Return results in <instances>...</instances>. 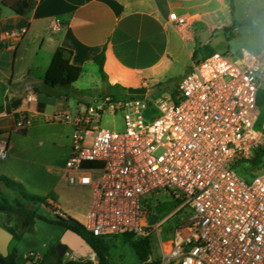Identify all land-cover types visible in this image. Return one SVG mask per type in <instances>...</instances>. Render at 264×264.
Wrapping results in <instances>:
<instances>
[{
	"label": "built area",
	"instance_id": "2783aa9c",
	"mask_svg": "<svg viewBox=\"0 0 264 264\" xmlns=\"http://www.w3.org/2000/svg\"><path fill=\"white\" fill-rule=\"evenodd\" d=\"M168 19L188 22L176 14ZM237 60L212 52L193 61L167 99L106 97L75 114L50 117L73 129L63 177L91 191L81 224L88 233L102 239L147 236L143 200L164 191L189 216L174 239L161 241L159 264H264V171L244 177L237 170L264 147V122L258 128L263 63L247 51ZM105 113H121L122 132L102 127ZM31 125L28 113H20L16 128ZM11 148L10 134H0V160L8 159ZM54 214L69 219L60 207ZM31 256L33 263L42 260Z\"/></svg>",
	"mask_w": 264,
	"mask_h": 264
},
{
	"label": "crops",
	"instance_id": "0c3cea01",
	"mask_svg": "<svg viewBox=\"0 0 264 264\" xmlns=\"http://www.w3.org/2000/svg\"><path fill=\"white\" fill-rule=\"evenodd\" d=\"M22 2L28 6L19 13ZM235 2L232 14V0H0V134L11 136L9 157L24 163L36 134L60 144V134L48 121L68 111V99L63 91L48 90L44 82L60 49L72 52L65 63L83 69L76 86L88 69L98 68L95 57L104 50L107 85H123L128 91L180 81L192 62L200 60L199 53L202 59L213 52L207 46L203 51V39L230 30ZM171 14L186 17L187 24L170 22ZM109 91L102 96L112 97ZM29 95L35 98L31 103L26 101ZM18 100L21 103L12 107ZM58 104L62 108L49 114L48 108ZM77 110L83 111L80 102ZM22 112L28 113L32 125L19 130L17 116ZM70 147L71 142L69 154ZM7 171L0 170V178L22 182L17 169ZM1 189L10 188L0 181ZM63 247L67 253L70 245L63 242Z\"/></svg>",
	"mask_w": 264,
	"mask_h": 264
},
{
	"label": "rangeland",
	"instance_id": "374dc122",
	"mask_svg": "<svg viewBox=\"0 0 264 264\" xmlns=\"http://www.w3.org/2000/svg\"><path fill=\"white\" fill-rule=\"evenodd\" d=\"M230 25V30H220L214 35L210 34L209 37L204 38L203 51L204 46H207V50L211 49L213 52L228 54L234 62H238L237 59L241 53L247 51L260 58L264 71V0H236L235 16L230 21ZM231 33L233 37H231ZM201 57L202 53H199L197 58L201 59ZM93 69L94 71L88 69L78 86L76 84L73 86L74 89L68 99L69 107L65 108L72 114L77 112L78 102H80L83 110L96 100L102 102L104 99L102 93L106 90H110L111 96L115 99L130 98L123 85H107L98 72V68L94 67ZM189 70L190 67L186 69L183 76ZM36 75L38 76V72ZM173 80L166 81L161 86L156 85L147 88L148 92L143 97L150 100L169 98L180 82L178 79ZM77 87L87 89L81 98L72 95V93L77 92ZM47 89L50 88L47 87ZM259 100L261 101V113L258 128L264 122V74L261 78ZM60 108L62 106L58 104L49 107L48 112L53 115ZM48 123L53 124L52 128L60 134V144L52 145L45 137L36 134L28 146L29 152L24 155V163L11 157L5 161L0 160V170H8L7 172H9L10 169H17L19 178L22 180V182H17L20 186L15 189H1L0 197L7 198L14 205L22 204L29 210L37 211L44 218L37 219L32 230L27 231L19 215H12L8 222L7 215L0 214V224H7L12 227L15 223L19 225L18 233L20 236L11 241L9 251L10 253L17 251V264H61L73 258L85 257H87L86 260L99 261L96 253H88L80 257L74 252L72 254L64 252L60 257L57 252L58 245L61 240H64L68 229L59 224V219L54 214L55 207H60L68 218L85 224L92 195L89 189L68 185L63 177V169L69 155L72 127L67 123L51 121ZM102 127L122 132L124 126L121 113L116 116L105 113ZM41 141H43L42 145H40ZM255 171L258 170L255 169ZM241 175L245 177V171H242ZM11 180L13 181L12 178ZM28 196L46 199L51 206L48 207L42 203L31 201ZM180 203V200H175L173 196L164 191L145 197L143 204L146 209L147 224L150 226L149 234L134 238L123 235L107 238L108 251L106 257L109 264H147L160 261L163 257L161 241L166 243L174 239L176 229H180L189 216L183 207H179ZM156 225L161 229L160 235L155 229ZM147 239L149 245L145 243ZM80 248L85 249L83 246ZM31 253L41 256L42 260L39 263H33L34 257L31 256Z\"/></svg>",
	"mask_w": 264,
	"mask_h": 264
},
{
	"label": "trees",
	"instance_id": "16d2710c",
	"mask_svg": "<svg viewBox=\"0 0 264 264\" xmlns=\"http://www.w3.org/2000/svg\"><path fill=\"white\" fill-rule=\"evenodd\" d=\"M233 2L234 0H232V6H231L232 14L234 12ZM27 6H28L27 2H22L17 7V11L19 13H22ZM231 37H233L232 33H231ZM66 54L72 55V52L65 49H60L58 53L54 56L46 72L44 82L45 85L48 88H50L48 90L63 91L65 92L66 98L69 99L70 94L74 89L73 86L80 79L83 69L73 64L65 63L64 57L66 56ZM105 61H106V53L104 50L100 55L95 57V63L98 65L99 72L103 80H105L106 78ZM161 85L162 84H159L158 86ZM72 95L81 98V96L84 95V92L81 91L74 92L72 93ZM129 97L132 98L134 96L129 95ZM2 111L3 110L0 109V112ZM8 111H11V108H8ZM255 169H257L258 171H255ZM237 170L240 174L242 171H245L246 173L245 177H252L257 173L264 171V147L258 148L255 151L253 157H251L249 160H244L240 162L238 164ZM0 181H2L10 189H15L16 187L20 186L18 183L12 181L7 177H1ZM28 199L34 202L42 203L48 207L51 206L46 199H43L38 196H28ZM0 214H6L8 222L10 221L9 219L12 217V215L15 214L19 215L20 220L23 223V225L26 227L27 231L32 230L37 219H44L38 214L37 211L29 210L25 208L24 205L22 204L14 205L5 197H0ZM58 219H59V224L63 228L68 230H73L79 233L80 235H82L87 240V242L93 247L95 253L99 257L98 264H109L106 257V252L108 251L106 245V241H107L106 239L98 238L91 235L86 231L83 225H81L78 221L72 218H69L68 220H64L58 217ZM0 227H4L8 231H10L14 235V238H18L20 236L18 233V227H19L18 223H15L13 227L7 224L4 225L0 224ZM126 236H128L129 238L135 237V235L133 234H128ZM145 243L149 245L148 239L145 240ZM17 257H18L17 251L10 253L8 258H4L3 256L0 255V264H17ZM71 263L72 261L69 260L61 264H71ZM87 264H91V263H87ZM147 264H159V261H155Z\"/></svg>",
	"mask_w": 264,
	"mask_h": 264
},
{
	"label": "water",
	"instance_id": "95a60500",
	"mask_svg": "<svg viewBox=\"0 0 264 264\" xmlns=\"http://www.w3.org/2000/svg\"><path fill=\"white\" fill-rule=\"evenodd\" d=\"M127 92H128V95H131V96H141V95H145L148 92V89L147 88H131V89H128ZM20 103H21V101L18 100L12 104V107L16 108ZM65 238L79 241L82 244H84L87 248V252L82 253V252H79L75 248L70 246L68 248L67 254H72L74 252V253H76V255L82 257V256L87 255L88 253H95L93 247L79 233H77L73 230H68L65 237H64L63 242H66ZM13 239H14V235L10 231H8L4 227H0V255L3 256L4 258H8L10 255L9 246H10V243ZM63 242H60L58 245V248H57V251H58L60 256H62L64 254V251H65V249L63 247Z\"/></svg>",
	"mask_w": 264,
	"mask_h": 264
},
{
	"label": "bare ground",
	"instance_id": "6f19581e",
	"mask_svg": "<svg viewBox=\"0 0 264 264\" xmlns=\"http://www.w3.org/2000/svg\"><path fill=\"white\" fill-rule=\"evenodd\" d=\"M65 241L68 244H70L71 247L75 248L77 251L82 252V253L87 252L86 246L84 244H82L81 242L73 240V239H68V238H65ZM80 246L81 247L83 246L85 249L83 250L82 248H80Z\"/></svg>",
	"mask_w": 264,
	"mask_h": 264
}]
</instances>
